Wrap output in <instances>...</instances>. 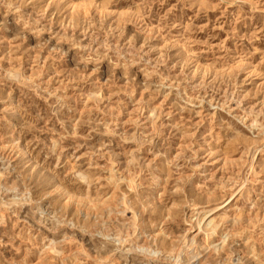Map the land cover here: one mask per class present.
<instances>
[{
    "label": "rangeland",
    "instance_id": "rangeland-1",
    "mask_svg": "<svg viewBox=\"0 0 264 264\" xmlns=\"http://www.w3.org/2000/svg\"><path fill=\"white\" fill-rule=\"evenodd\" d=\"M0 264H264V0H0Z\"/></svg>",
    "mask_w": 264,
    "mask_h": 264
},
{
    "label": "bare ground",
    "instance_id": "bare-ground-1",
    "mask_svg": "<svg viewBox=\"0 0 264 264\" xmlns=\"http://www.w3.org/2000/svg\"><path fill=\"white\" fill-rule=\"evenodd\" d=\"M261 151V150H260ZM263 152V151H262ZM262 154V153H261ZM253 164V163H252ZM251 168V167H250ZM251 174V173H250ZM241 190V189H240ZM243 190V189H242ZM248 190V189H247ZM237 193V192H236ZM239 193V192H238ZM243 193V192H242ZM245 193V192H244ZM217 210V209H216ZM214 212L213 208H208L203 211H200L201 218L198 220V231H208L210 234L214 228L213 225V218L211 217V214ZM215 213V212H214ZM197 219V218H196ZM216 225V224H215ZM215 229V228H214ZM211 230V231H210ZM207 233V232H206ZM207 235V234H206ZM209 235V234H208ZM239 244V243H238ZM57 252V251H56ZM182 252V251H181ZM54 254V253H53Z\"/></svg>",
    "mask_w": 264,
    "mask_h": 264
}]
</instances>
